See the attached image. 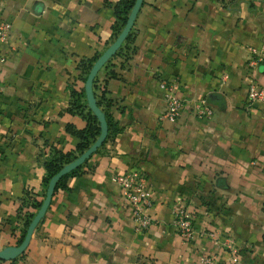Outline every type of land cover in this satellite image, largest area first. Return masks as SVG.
Returning a JSON list of instances; mask_svg holds the SVG:
<instances>
[{
  "label": "crops",
  "instance_id": "crops-1",
  "mask_svg": "<svg viewBox=\"0 0 264 264\" xmlns=\"http://www.w3.org/2000/svg\"><path fill=\"white\" fill-rule=\"evenodd\" d=\"M117 1L0 0L11 24L0 45V250L35 212L22 199L42 190L40 156L78 143L66 126L86 123L67 112L70 89L84 86L79 62L112 43ZM131 33L128 59L103 66L94 89L118 131L54 193L24 253L0 264H264V105L246 103L252 80L264 89V61L248 67V49L264 47V0H144ZM161 81L185 101L176 121L159 119ZM202 99L209 120L192 116ZM131 170L152 192L140 233L111 181ZM178 201L193 216L187 241L172 223Z\"/></svg>",
  "mask_w": 264,
  "mask_h": 264
},
{
  "label": "trees",
  "instance_id": "trees-1",
  "mask_svg": "<svg viewBox=\"0 0 264 264\" xmlns=\"http://www.w3.org/2000/svg\"><path fill=\"white\" fill-rule=\"evenodd\" d=\"M134 3H135V0H118L113 5L112 9H113L114 22L111 27L112 43L115 41V39L118 37L122 29L124 28L127 18L131 12V9L133 8ZM131 39H132V33L130 31L125 41L123 42V44L121 45L117 53L115 54V56L109 62H107L104 65V67L111 66L113 59H116L117 57H122L124 60L128 59L129 53L127 52V49H128L127 44L130 42ZM101 54L102 53H95L91 58L83 59L77 65L78 70H80L82 74L81 81L83 83H85L86 77L91 67L96 62V60L101 56ZM109 76L111 78H114L116 74L110 71ZM97 83H98V78L95 77V79L93 80V84H92V91H93V95H94L97 107L100 109L101 105L104 104V108L100 109V111L104 114L106 124H107L108 131H107V137L105 139L106 141L111 135V132L114 133L115 131H118V130L115 128L116 126L113 120L111 119V116L108 113V109L111 107L112 103L110 100L105 99L104 96L106 94V91L102 89L100 91V94L96 95L94 93V89L98 87ZM67 112L71 115H77V116L82 117L85 120L86 125L83 129H80V130L75 129L72 125L66 126V132L75 136L78 139V143L74 151L64 153L57 149L50 148L49 154L47 156L43 158L42 156H40L41 165L45 171L44 177L42 179V190L40 193H33L29 191L24 193V196L22 199L23 201L22 208L23 207L29 208L35 212H26L21 218V221H22L21 222V237L18 241V245L23 240L24 235L26 233V229L28 228L35 213L38 211V209L40 208L42 204V201L45 195V190L47 188L49 181L65 165L71 163L77 157H79L82 153H84L89 148V146L92 145V143L96 140V138L99 135L100 129H99L98 121L86 105L84 87L78 90L74 88L70 89V103H69ZM85 163L79 166L78 168L72 170L67 175L60 178L55 186L54 193H56L58 190L66 189L67 179L72 176L82 173Z\"/></svg>",
  "mask_w": 264,
  "mask_h": 264
},
{
  "label": "built area",
  "instance_id": "built-area-1",
  "mask_svg": "<svg viewBox=\"0 0 264 264\" xmlns=\"http://www.w3.org/2000/svg\"><path fill=\"white\" fill-rule=\"evenodd\" d=\"M10 30L11 24L0 20V45L7 41ZM248 56V67L255 69L264 61V47L249 48ZM4 61L5 58L0 56V62ZM159 87L165 103L164 111L159 119L172 122L178 120L186 106L185 101L176 96L171 84L161 81ZM246 103L247 106L253 103L264 105V89L255 80H252L246 89ZM192 116L199 120H209L213 116V110L206 100H198L192 105ZM111 181L119 187L121 197L134 222L135 232L140 233L146 230L152 223L148 216V210L152 207V192L146 175L140 170H131L112 176ZM172 215L176 234L184 241L190 240L193 236V216L186 204L178 201ZM209 237L212 240L216 239L214 234H209ZM224 243L226 247L230 248L228 240H225ZM200 264H215V260L212 257L204 256L200 258Z\"/></svg>",
  "mask_w": 264,
  "mask_h": 264
},
{
  "label": "water",
  "instance_id": "water-1",
  "mask_svg": "<svg viewBox=\"0 0 264 264\" xmlns=\"http://www.w3.org/2000/svg\"><path fill=\"white\" fill-rule=\"evenodd\" d=\"M144 0H135L133 8L127 18L126 24L115 41L108 46V48L101 54V56L96 60V62L91 67L85 83H84V94L86 105L88 109L92 112V114L96 117L99 124V135L96 140L89 146V148L82 153L79 157H77L71 163L65 165L48 183L47 188L45 190V195L42 201V204L38 211L35 213L33 219L31 220L28 228L26 229V233L24 235L23 240L17 246H10L3 248L0 250V261H13L16 258L20 257L30 242L32 234L40 221L44 218V215L50 205L51 198L54 195V190L57 182L60 178L70 173L72 170L78 168L82 164L85 163L96 151L103 145L106 137H107V124L104 117V114L100 111V109L96 105V101L92 91L93 80L97 76L98 72L102 69V67L109 62L117 53L123 42L125 41L127 35L132 29L136 16L143 4Z\"/></svg>",
  "mask_w": 264,
  "mask_h": 264
}]
</instances>
